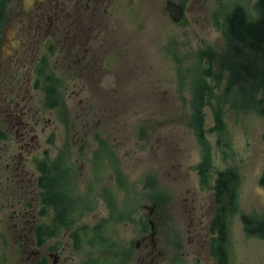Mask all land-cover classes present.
<instances>
[{"label":"rangeland","instance_id":"rangeland-1","mask_svg":"<svg viewBox=\"0 0 264 264\" xmlns=\"http://www.w3.org/2000/svg\"><path fill=\"white\" fill-rule=\"evenodd\" d=\"M166 1L104 0L109 37L82 75L66 65L54 75V59L45 61L42 83L56 100L50 125L17 143V180L0 168L2 187L18 189L0 204V264H51L53 248L60 264H216L214 186L229 168L242 181L228 264H264V239L240 219L264 215V116L223 95L229 74L219 59L227 13L237 3L254 13L256 0H172L184 10L178 23ZM43 167L60 177L53 189L39 185ZM38 225L54 233L27 248Z\"/></svg>","mask_w":264,"mask_h":264},{"label":"flooded vegetation","instance_id":"flooded-vegetation-1","mask_svg":"<svg viewBox=\"0 0 264 264\" xmlns=\"http://www.w3.org/2000/svg\"><path fill=\"white\" fill-rule=\"evenodd\" d=\"M104 3V0H0V168L6 175L9 172L7 181L17 180V143H33L50 125L45 113L56 100L52 96L54 87L45 88L42 83L45 61L54 59V73L63 71L65 65L79 75L87 71L91 59L97 56V45L109 37V22L100 20ZM6 156L10 162L4 164ZM2 186L0 183V204L8 195L18 194L16 184L10 188ZM36 227L27 236L30 239L26 240L27 248L36 243ZM50 230L51 227L46 228L48 237ZM153 234L154 229L151 240ZM47 253L52 258L51 264H60L59 250L49 249Z\"/></svg>","mask_w":264,"mask_h":264},{"label":"trees","instance_id":"trees-1","mask_svg":"<svg viewBox=\"0 0 264 264\" xmlns=\"http://www.w3.org/2000/svg\"><path fill=\"white\" fill-rule=\"evenodd\" d=\"M253 10L254 13H251L242 3H237L227 13L225 17L227 49L224 55L218 56L222 63H220L221 69L226 68L227 70H225L229 74L223 95L230 96L234 103L254 105V108L264 116V0H256ZM205 54L211 58L216 56L213 50H207ZM203 87L204 85L201 83L197 85L196 102L199 107L204 103L203 91L206 90ZM199 107L196 108V112ZM205 163H207L206 159L200 165ZM41 169L39 185L43 189H53L56 185L54 179L60 177L48 178L46 168ZM241 181L242 175L234 168L220 171L215 180L214 195L217 205L210 222V229L215 235L210 237V253L216 258V264H228L229 228L238 201ZM260 184L264 186V169L260 176ZM45 193L43 202L48 204L51 200L49 202L46 200L48 194ZM51 194L53 199L59 196L55 195L54 190ZM58 217L60 218L59 222L64 223L63 216ZM240 219L247 235L264 239V215L242 214ZM53 230L54 228H51L50 236L53 235ZM46 232L43 225H38L34 234L36 242L40 243Z\"/></svg>","mask_w":264,"mask_h":264},{"label":"water","instance_id":"water-1","mask_svg":"<svg viewBox=\"0 0 264 264\" xmlns=\"http://www.w3.org/2000/svg\"><path fill=\"white\" fill-rule=\"evenodd\" d=\"M165 9L173 22H179L182 19L183 8L179 3L174 2L172 0H167L165 4Z\"/></svg>","mask_w":264,"mask_h":264}]
</instances>
